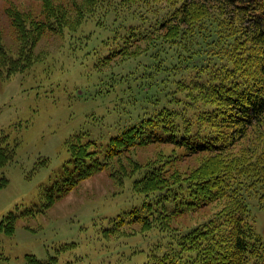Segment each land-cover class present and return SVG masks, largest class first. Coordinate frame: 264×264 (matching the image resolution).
<instances>
[{
  "label": "trees",
  "instance_id": "16d2710c",
  "mask_svg": "<svg viewBox=\"0 0 264 264\" xmlns=\"http://www.w3.org/2000/svg\"><path fill=\"white\" fill-rule=\"evenodd\" d=\"M84 1L78 6L79 17L91 18L102 8L144 6L145 11H154L149 7L158 3L178 1L179 5L176 13L164 14L160 21L154 17L149 32L129 26L131 45L151 38L148 45L155 52L141 56L149 63L132 58L137 56L134 51L125 54L134 68H123L124 73L101 72L109 83L101 82L107 88L98 92L106 95L120 87L122 104L126 98L131 108L139 107L136 121L109 135L105 144L87 133L72 135L73 141H66L69 162L42 191L47 202L41 207L49 208L54 200L103 170H109L115 182L132 174V192L141 201L112 218L103 227L102 238L118 234L122 227L139 225L143 237L155 236L142 264H264V238L251 219L254 203L264 208V0H112L118 6L110 5L111 0ZM191 2L193 6L187 9ZM46 17V30L61 35L68 28L57 8H48ZM16 22L18 28L23 26ZM31 31L35 35V29ZM20 36L24 47L14 59L0 40V72L8 77L15 72L12 67L19 69L20 63H26L21 57L30 56L34 49L29 28ZM123 50L115 49L116 56ZM189 69L193 75L182 77ZM125 78L138 82L133 87L135 98L128 87L133 84ZM241 141L250 153L246 161L242 150L230 155V148ZM149 144H170L183 150V156L211 157L188 175L175 170L171 158L141 166L129 153ZM258 147H262L260 152ZM223 153L229 156L223 158ZM13 156L14 150L1 138L0 170ZM123 160L125 169L120 167ZM6 184L7 179L0 177V188ZM216 203L220 211L201 225L184 230L172 227L177 216ZM36 211L9 212L0 229L11 234L17 219ZM75 246L63 243L56 251ZM26 259L28 264H58L57 256L39 260L27 255Z\"/></svg>",
  "mask_w": 264,
  "mask_h": 264
},
{
  "label": "rangeland",
  "instance_id": "374dc122",
  "mask_svg": "<svg viewBox=\"0 0 264 264\" xmlns=\"http://www.w3.org/2000/svg\"><path fill=\"white\" fill-rule=\"evenodd\" d=\"M83 3L84 0L45 3L0 0V40L9 57H18L24 42L20 35L28 28L35 40L30 56L21 57L20 61H26L20 63L21 68L12 67L15 72L11 77L0 72V139L4 138L14 150L12 161L0 170V177L7 179L6 186L0 188V223L9 212L38 210L17 219L13 233L0 229V264H28L27 255L39 260L57 256L58 264H142L146 260L145 250L155 239V236L143 237L139 225L122 227L116 235L101 236L103 227L112 218L139 205L141 197L132 192V174L115 182L109 170H103L54 200L49 208L41 207L47 202L42 191L69 162L66 141H73L72 135L87 133L105 144L109 135L136 121L139 107L131 108L126 98L122 104L124 94L120 87L106 95L98 92L99 88H107L101 82L109 83L102 73L112 69L124 73L123 68H134V63L126 57L134 51L137 56L132 58L149 63L141 56L155 52L148 45L151 38L131 45L127 37L129 26L146 32L154 26V17L160 21L164 14L173 10L176 13L179 5L178 1L170 5L158 3L149 7L154 11H145L144 6L102 8L90 18L78 16V6ZM111 4L118 6L112 0ZM191 6L192 2L187 9ZM51 7L57 8L67 22L68 28L61 35L45 29L46 10ZM17 20L23 24L20 28ZM117 48L124 49L119 56H116ZM109 56L111 59L104 63L102 60ZM98 61L101 63L96 68ZM193 72L189 69L181 76L189 77ZM128 79L125 78L133 84L128 87L135 98L133 87L138 82ZM125 88L124 85V93ZM239 150L247 156L246 161L250 153L245 141L231 147L230 155H236ZM182 151L170 144H149L133 150L129 156L141 166L163 157L171 158L172 167L187 175L211 157L210 154L183 156ZM225 153L221 157L228 155ZM122 163L126 161L120 164L125 169L127 166ZM219 206L211 204L177 216L171 225L179 230L201 225L220 211ZM251 217L264 238L263 206L256 207L254 203ZM72 242L76 244L73 249L56 251L59 245Z\"/></svg>",
  "mask_w": 264,
  "mask_h": 264
}]
</instances>
